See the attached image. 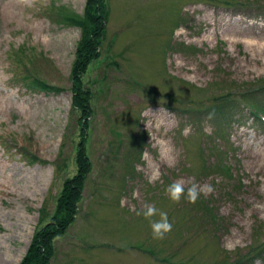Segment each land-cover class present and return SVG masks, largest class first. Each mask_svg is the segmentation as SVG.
I'll use <instances>...</instances> for the list:
<instances>
[{"label": "rangeland", "instance_id": "374dc122", "mask_svg": "<svg viewBox=\"0 0 264 264\" xmlns=\"http://www.w3.org/2000/svg\"><path fill=\"white\" fill-rule=\"evenodd\" d=\"M103 1L82 139L70 19L86 0H0V264L50 223L82 144L90 173L51 264H264V120L246 110L264 116V0ZM222 99L238 102L224 118L197 113ZM178 180L215 191L174 203ZM145 204L167 212L163 239Z\"/></svg>", "mask_w": 264, "mask_h": 264}, {"label": "trees", "instance_id": "16d2710c", "mask_svg": "<svg viewBox=\"0 0 264 264\" xmlns=\"http://www.w3.org/2000/svg\"><path fill=\"white\" fill-rule=\"evenodd\" d=\"M84 12L83 18L70 19V22L80 30L81 34L75 52L76 57L72 63L70 72V87L72 98L71 106L73 109L80 112L79 125L82 129V139L85 137L86 125L91 114L89 108V93L83 89L82 79L90 64L100 57L99 49L105 34L104 30L107 19V11L105 10L103 0H86ZM35 88L43 92H58L57 89L53 87L50 88L39 82H36ZM245 102L250 101H240L239 105L245 104ZM234 103L238 102L222 99L218 105H215L216 107L214 106L211 109H209V107L204 108L201 112L197 113L200 115L209 111L212 113L214 108L215 111L226 112L221 114V117L224 118L228 111L232 110L231 104ZM253 119H257L256 113ZM76 162L77 175L64 182L60 192L61 195L56 202L54 217L48 225L44 226L43 229L34 235L20 264H51L54 254V248H52L53 241L65 234L71 227V224L76 220L79 202L82 199V192L85 186L84 182L91 169V162L86 155V151H84L83 144L81 145ZM259 254H262V252H259Z\"/></svg>", "mask_w": 264, "mask_h": 264}, {"label": "clouds", "instance_id": "9594fccd", "mask_svg": "<svg viewBox=\"0 0 264 264\" xmlns=\"http://www.w3.org/2000/svg\"><path fill=\"white\" fill-rule=\"evenodd\" d=\"M157 179H159V172H155L149 178V182L151 183ZM214 191L215 189L210 184L199 185L193 181H189L186 188L184 180L175 181L165 189V193L174 203H180L181 199L184 198L192 204L196 203L202 195L209 196ZM137 214H142L149 221L154 239H163L166 234L172 231L173 225L169 221L167 212L158 210L155 205L145 204L142 212H138ZM157 216L158 219H154Z\"/></svg>", "mask_w": 264, "mask_h": 264}, {"label": "bare ground", "instance_id": "6f19581e", "mask_svg": "<svg viewBox=\"0 0 264 264\" xmlns=\"http://www.w3.org/2000/svg\"><path fill=\"white\" fill-rule=\"evenodd\" d=\"M259 50V49H258Z\"/></svg>", "mask_w": 264, "mask_h": 264}]
</instances>
